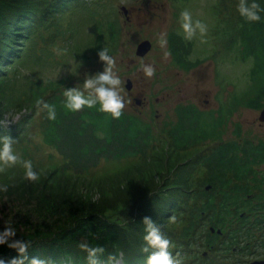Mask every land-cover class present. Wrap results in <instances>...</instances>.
I'll return each instance as SVG.
<instances>
[{
	"label": "trees",
	"instance_id": "16d2710c",
	"mask_svg": "<svg viewBox=\"0 0 264 264\" xmlns=\"http://www.w3.org/2000/svg\"><path fill=\"white\" fill-rule=\"evenodd\" d=\"M71 1L75 0H0V97L5 87L1 67L16 57L20 50L17 46L35 27L57 20L71 6ZM230 1L219 0V12H224L221 19L228 17ZM233 2L234 19L226 20L233 30L227 29V47L237 43L239 58L249 60L251 65L247 87L240 94H232L228 103L216 111L202 110L191 103L178 104L174 110L175 121L165 123L160 131L153 132L148 122L124 110L119 119L99 111V105L69 111L64 108L63 96L65 89L73 88L69 83L64 80L35 82L28 100L31 112L21 118L18 128L22 130L31 119V108L37 107V100L55 106V120L47 119L46 112L41 111L42 141L63 161L52 167L50 172L53 174L92 179L104 172L106 176L114 172L98 171L99 165L123 159L126 161L118 171L145 169L153 162L162 166L156 175L123 182L117 192L110 195L100 192L95 197L82 192L70 193L60 181L48 187L39 178L28 181L24 179L23 169L1 179L0 186L7 185L8 189L0 192L1 217L8 214L3 210L9 211L8 219L13 221L16 229L13 239L29 242L30 257H39L46 264H89L87 253L80 248L81 243H87L90 247L104 248L98 257L99 264H110L120 254L123 259L125 257V264H146L148 253L143 251L146 232L142 219L151 218L154 208H162L156 224L170 241L168 251L177 264H184V261L194 264L196 255L193 251L200 243L196 237L204 232L206 222L224 232L226 223L239 218L237 204L251 192L252 181H257L259 166L264 164V142H214L216 144L209 153L199 160L205 174L198 179L195 188L189 187L191 183L183 174L188 162L183 158L180 161L181 153L219 139L236 106L258 109L264 104V12L260 13V21L250 22L237 11L239 0ZM256 2L264 8V0ZM108 26L112 42L114 30L111 24ZM98 33L96 43L91 47L95 57L102 48ZM167 43L172 62L182 70L188 71L199 64V60H189L191 43L178 33L169 32ZM112 52L114 50L108 49L109 54ZM4 104L0 100V113ZM15 130L0 129V137L13 138ZM33 170L38 176L42 171L38 167ZM175 172L177 176H174ZM261 177L264 178V170ZM208 184L210 187L206 190ZM179 209L187 211L186 221L173 231L164 225L169 222L170 214L179 215ZM108 210H114L116 214L108 213ZM3 228L0 220V231ZM138 232L142 235H137ZM137 244L139 250L135 249ZM17 255L15 249L0 245V258L7 261Z\"/></svg>",
	"mask_w": 264,
	"mask_h": 264
},
{
	"label": "rangeland",
	"instance_id": "374dc122",
	"mask_svg": "<svg viewBox=\"0 0 264 264\" xmlns=\"http://www.w3.org/2000/svg\"><path fill=\"white\" fill-rule=\"evenodd\" d=\"M70 3L71 6L63 11L57 20L35 27L30 36L17 46L20 50L16 57L1 67L5 87L3 86V96L0 100L5 104L1 107L0 129L5 131L16 129L12 138L16 141L15 151L24 159L31 160L33 167L42 170L38 178L46 187L60 181L62 186H66L67 191L73 194L82 192L87 193L88 197H95L100 192H108L110 195L117 192L123 182L156 175L161 164L153 162L145 169L131 168L118 171L126 160L101 163L98 171L105 169L114 173L105 176L102 172V176H94L92 179H83L73 174L65 176L53 174L50 172L53 170L52 167L59 166L63 161L42 141L41 110L38 107L31 108V119L22 130L18 128L21 118L31 112L28 100L35 82L64 80L71 87L82 89V83L87 76L103 70V63L91 52L98 31L101 47L114 50L109 55L115 58V71L122 81L121 95L125 97L123 110L148 122L153 132H158L165 123L175 121L174 110L178 104L191 103L199 109L213 111L221 105H226L232 94H240L247 87V73L251 62L239 58L237 43L227 47V29L233 30L232 24L226 20L234 19L233 0L229 3L231 7L226 19H221L224 12H219V0H75ZM122 6L127 9L126 14L123 13ZM185 9L192 13L194 20L199 19L207 26L205 36L201 37L197 33L192 40L184 37L179 14ZM109 24L114 30L112 42L109 37ZM171 31L191 43L188 58L200 61L195 68L185 71L172 62L168 43L161 42V34H165L167 40ZM143 39L151 42V48L144 56L139 57L135 55V48ZM54 49L62 50V54L57 55ZM141 63L152 65L155 68V75L146 77L140 71ZM127 78L133 82L132 94L129 97L124 86ZM142 97L153 104L151 107L146 105L141 108L140 112L133 98ZM155 98L157 100H154ZM258 117L259 110L242 105L236 106L235 112L227 120L224 137L229 140L235 139L233 135L231 136L232 131L236 128V122H241L247 137L255 142L264 140V125L259 127L256 121ZM214 144H216L214 141H206L180 154V161H183V158L188 162L183 174L191 183L189 187L195 188L198 179L204 176L205 172L199 166V160L209 153ZM19 169L22 168L18 165L6 168L0 172V180ZM259 169L264 170V164L260 165ZM174 174L178 175L177 172ZM173 193L174 191L170 194ZM179 210L177 216L174 213L170 214L165 227L177 231L185 223L187 211ZM3 211L8 214L3 217L0 214L1 221L7 220L10 215L6 209ZM151 212V219L156 223L162 208H154ZM108 213L115 215L116 211L108 210ZM233 224L234 222L226 223L223 231ZM208 227L207 221L203 227L204 232L196 237L200 243L199 248L193 251V255H196L194 264H242L239 260L243 259V256L233 252L231 247L225 249L219 244L216 245L217 242L216 248L211 252L206 246L207 254L210 253L207 257L203 256L204 237L209 233ZM136 234L140 236L142 232ZM137 247L138 244L135 249L139 250ZM110 264H125V257L123 259L120 254Z\"/></svg>",
	"mask_w": 264,
	"mask_h": 264
},
{
	"label": "clouds",
	"instance_id": "9594fccd",
	"mask_svg": "<svg viewBox=\"0 0 264 264\" xmlns=\"http://www.w3.org/2000/svg\"><path fill=\"white\" fill-rule=\"evenodd\" d=\"M237 11L245 20L257 22L261 20L260 13L264 12V8L256 0H251V2L239 0ZM179 23L187 40H192L197 33L201 37L207 33V26L199 19L194 20L192 13L187 9L180 12ZM161 42L167 43L165 34H161ZM54 51L57 55L62 54L60 49H54ZM97 56L103 63V70L87 76L82 83V89L78 87L65 89L63 92L64 108L76 112L85 107L94 108L99 105V111L109 114L113 119H119L125 108V97L121 95L122 81L115 71L116 60L109 55L108 49L104 47L97 52ZM140 71L149 78L155 75V68L150 64L141 63ZM35 104L41 111L46 112L47 119H56L54 105L42 99L37 100ZM15 143L16 141L9 136L0 137V172L18 165L24 170V179L36 181L38 173L33 170L32 161L17 154L14 149ZM7 190V185L0 186V192H7ZM3 224V231H0V245H7L8 248L15 249L18 255L7 261L0 258V264H46L43 259L28 255L29 242L13 239L16 236V229L12 220H4ZM142 224L145 226L146 232L144 236L146 247L143 249L148 253L146 264H177L168 251L170 241L165 238L160 226L147 216L142 219ZM80 248L87 253L89 264H99L98 257L103 254V247H90L87 243H81ZM149 249L152 251L149 252ZM110 259H115V257H110Z\"/></svg>",
	"mask_w": 264,
	"mask_h": 264
},
{
	"label": "flooded vegetation",
	"instance_id": "af4514ba",
	"mask_svg": "<svg viewBox=\"0 0 264 264\" xmlns=\"http://www.w3.org/2000/svg\"><path fill=\"white\" fill-rule=\"evenodd\" d=\"M132 88L130 90L126 89L129 93L128 97L132 94ZM143 98L144 97L133 98L135 103L138 102L136 103V106L138 111L140 112L146 105L151 107L153 104L150 103L149 100H144ZM154 100L157 99L155 98ZM262 107L256 110H259L260 112ZM235 110L233 112H235ZM230 116L231 115H229L228 118H230ZM256 121L259 127H263L264 121L261 122L258 119ZM226 126L223 129V132L220 134V138L215 140L214 142L226 143L230 140H237V142H239L240 144L247 140L255 142L252 138L247 137L245 131L243 130L241 122H236V128L232 131L233 134H231V136L233 135L235 139H227L226 137H224V133L227 128ZM235 130L236 133H234ZM259 141L264 142V140ZM262 171L263 170L257 171L258 179L255 183L252 181L253 188L251 189V192L246 194L244 200H239L237 204L240 210V212L238 213L239 218L233 221L234 224L232 225V227L226 228L224 229V232H222L220 228L209 225V233L205 234L204 237L205 244L203 243V246L205 247V250H203L202 252L203 256L207 257L211 250L213 248H216L215 242H217L216 245L219 244L225 249L227 247H231L233 252L243 256L244 258L239 260L242 264H264V178L261 177ZM242 182H244V179L242 180ZM210 227L213 228V231L212 229H210ZM217 229H220L221 233H217ZM214 234L217 235L213 239H211ZM206 246L208 250H210L208 254L206 252ZM245 257H247L248 259H246Z\"/></svg>",
	"mask_w": 264,
	"mask_h": 264
},
{
	"label": "water",
	"instance_id": "95a60500",
	"mask_svg": "<svg viewBox=\"0 0 264 264\" xmlns=\"http://www.w3.org/2000/svg\"><path fill=\"white\" fill-rule=\"evenodd\" d=\"M121 9L123 10L124 14L127 13V9L124 6H122ZM150 48H151V42L148 39H143L136 45L135 55L139 56V57H142L150 50ZM124 86H125V89H127V90H130L132 88V81H131L130 78L126 79ZM136 103H138V102H136ZM258 120L261 121V122L264 121V105H263L262 109L259 112ZM209 187H210V185L208 184V185H206L205 189L208 190ZM210 229H212V231H213L212 227H210ZM216 232L217 233H221V230L217 229Z\"/></svg>",
	"mask_w": 264,
	"mask_h": 264
}]
</instances>
